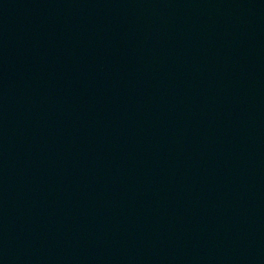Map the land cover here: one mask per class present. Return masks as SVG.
<instances>
[{"label":"water","instance_id":"1","mask_svg":"<svg viewBox=\"0 0 264 264\" xmlns=\"http://www.w3.org/2000/svg\"><path fill=\"white\" fill-rule=\"evenodd\" d=\"M0 264H264V0H0Z\"/></svg>","mask_w":264,"mask_h":264}]
</instances>
